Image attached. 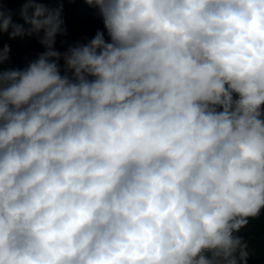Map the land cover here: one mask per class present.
<instances>
[{"label":"clouds","instance_id":"obj_1","mask_svg":"<svg viewBox=\"0 0 264 264\" xmlns=\"http://www.w3.org/2000/svg\"><path fill=\"white\" fill-rule=\"evenodd\" d=\"M84 2L104 31L63 52L61 7L0 3L44 48L0 70V264H248L264 0Z\"/></svg>","mask_w":264,"mask_h":264},{"label":"trees","instance_id":"obj_2","mask_svg":"<svg viewBox=\"0 0 264 264\" xmlns=\"http://www.w3.org/2000/svg\"><path fill=\"white\" fill-rule=\"evenodd\" d=\"M0 3L5 9L13 10L14 22L24 23L19 15L23 0H0ZM44 3L51 9L62 8L61 16L67 33L58 35L55 45L61 52L77 41L86 43L97 30L104 31L96 9L86 4L84 0H44ZM105 39H108L106 33ZM5 44L10 47L9 59L0 65V70L23 69L37 53L44 50L35 35L9 39L7 33L0 34V47ZM238 234L245 237L248 242V264H264V213L260 217L250 219L247 227L241 229Z\"/></svg>","mask_w":264,"mask_h":264}]
</instances>
